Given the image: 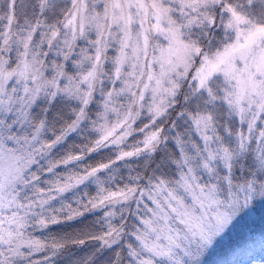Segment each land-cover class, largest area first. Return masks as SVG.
<instances>
[{
	"label": "snow or ice",
	"instance_id": "obj_1",
	"mask_svg": "<svg viewBox=\"0 0 264 264\" xmlns=\"http://www.w3.org/2000/svg\"><path fill=\"white\" fill-rule=\"evenodd\" d=\"M0 264H264V0H0Z\"/></svg>",
	"mask_w": 264,
	"mask_h": 264
},
{
	"label": "clouds",
	"instance_id": "obj_2",
	"mask_svg": "<svg viewBox=\"0 0 264 264\" xmlns=\"http://www.w3.org/2000/svg\"><path fill=\"white\" fill-rule=\"evenodd\" d=\"M109 11H111V12H116L117 9H115V7H112L111 9H109Z\"/></svg>",
	"mask_w": 264,
	"mask_h": 264
}]
</instances>
